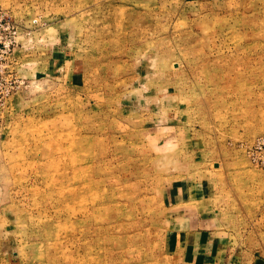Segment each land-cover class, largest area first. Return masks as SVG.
Listing matches in <instances>:
<instances>
[{
	"label": "rangeland",
	"instance_id": "obj_1",
	"mask_svg": "<svg viewBox=\"0 0 264 264\" xmlns=\"http://www.w3.org/2000/svg\"><path fill=\"white\" fill-rule=\"evenodd\" d=\"M1 11L0 264H264V0Z\"/></svg>",
	"mask_w": 264,
	"mask_h": 264
},
{
	"label": "built area",
	"instance_id": "obj_2",
	"mask_svg": "<svg viewBox=\"0 0 264 264\" xmlns=\"http://www.w3.org/2000/svg\"><path fill=\"white\" fill-rule=\"evenodd\" d=\"M0 17H1V22H2V20L5 18V15H4V13L1 11V15H0ZM7 28H8V26H7ZM1 31V30H0ZM15 31H13V33H14ZM1 38V37H0Z\"/></svg>",
	"mask_w": 264,
	"mask_h": 264
}]
</instances>
